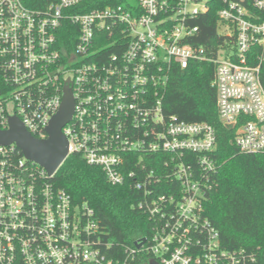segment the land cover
Returning <instances> with one entry per match:
<instances>
[{"label": "built area", "instance_id": "2783aa9c", "mask_svg": "<svg viewBox=\"0 0 264 264\" xmlns=\"http://www.w3.org/2000/svg\"><path fill=\"white\" fill-rule=\"evenodd\" d=\"M101 1L0 0V129L16 115L47 138L69 85L68 155L81 154L113 185L129 181L150 232L114 256L91 207L14 143L0 145V264H254L245 249L222 246L202 208L217 169L214 127L169 115L166 97L176 65L213 62L220 122L235 128L240 152H264L255 61L264 57V0H214L223 37L214 46L194 42L192 25L209 0Z\"/></svg>", "mask_w": 264, "mask_h": 264}, {"label": "trees", "instance_id": "16d2710c", "mask_svg": "<svg viewBox=\"0 0 264 264\" xmlns=\"http://www.w3.org/2000/svg\"><path fill=\"white\" fill-rule=\"evenodd\" d=\"M42 0H26L37 6ZM102 0L98 5L121 3ZM209 11L194 19L199 26L194 42L216 45L223 41L217 34V9L220 3L209 0ZM260 65L264 87V57ZM166 97L169 115L186 122H205L215 129L216 146L212 152L217 169L212 187L203 204L205 216L220 233L224 248H243L255 257L254 264H264V152L243 153L236 146L235 128L220 122L216 106V89L212 85L214 63L194 61L186 68L175 66ZM51 180L63 188L75 203L93 209L104 240L110 242L111 253L122 256L124 247L150 232L148 213L137 207L142 196L128 181L113 185L98 166L89 165L79 153L69 154ZM164 183L157 192H166Z\"/></svg>", "mask_w": 264, "mask_h": 264}, {"label": "water", "instance_id": "95a60500", "mask_svg": "<svg viewBox=\"0 0 264 264\" xmlns=\"http://www.w3.org/2000/svg\"><path fill=\"white\" fill-rule=\"evenodd\" d=\"M63 92L64 96L58 111L47 125V138L34 137L16 115L9 116L6 130L0 129V145L14 143L27 159L42 165L49 176L58 170L68 156V144L63 126L71 120L74 113V98L69 85H65ZM144 241L145 239L142 238L135 244L141 247Z\"/></svg>", "mask_w": 264, "mask_h": 264}, {"label": "rangeland", "instance_id": "374dc122", "mask_svg": "<svg viewBox=\"0 0 264 264\" xmlns=\"http://www.w3.org/2000/svg\"><path fill=\"white\" fill-rule=\"evenodd\" d=\"M263 53H264V51H263Z\"/></svg>", "mask_w": 264, "mask_h": 264}]
</instances>
